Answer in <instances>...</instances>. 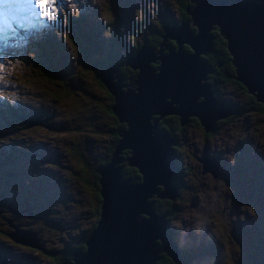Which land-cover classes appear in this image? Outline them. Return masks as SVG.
<instances>
[{
	"label": "rangeland",
	"instance_id": "374dc122",
	"mask_svg": "<svg viewBox=\"0 0 264 264\" xmlns=\"http://www.w3.org/2000/svg\"><path fill=\"white\" fill-rule=\"evenodd\" d=\"M10 3L11 0H0V64L5 65V71L0 73V132L5 131L0 134V151L11 154L8 162L0 166L3 170L0 185L11 205L22 200V213L32 212L31 217L41 219L46 225L53 226L55 221L46 217L47 213L65 216L57 220L56 233L49 234L44 229L45 234L38 236L42 245L47 242V247L58 250L62 234L66 239H75L87 227V207L92 203V190L79 179L78 160L67 151L66 143L72 137L88 165L94 163L101 159L108 144L112 123L104 110L105 95L89 74L93 69L86 60L78 59L71 36L80 33V43L94 58L120 59L132 52L133 43L139 44L152 31H157L162 21L177 23L179 13L173 0H59L57 18L48 20L39 15L32 0V6L15 13L13 19ZM33 11L37 14L33 15ZM187 22L192 30L193 26ZM93 36L95 44L91 40ZM42 50L58 58L63 77L84 73L82 77L88 81L92 95L88 97L85 91L77 90L78 101L76 94L52 99L36 72V66L43 62ZM206 73L204 81L213 88ZM65 115L69 125L79 130L77 133L57 129L59 123L64 124ZM243 117H225L228 127L219 123L218 131L209 137L198 126H186L177 135L175 144L179 147L173 155L180 169L184 164L187 167L174 177L169 176L176 191L171 198L174 215L168 226L184 249L181 254L175 250L174 262L163 249L157 248L159 257L154 264H253L255 249L250 239L259 233L264 241V110L251 111ZM59 142L72 183L65 174ZM212 157L225 161L220 163L222 173L210 177L206 171L201 172L204 169H200L198 159ZM254 173L262 190L247 195V190L250 192L255 186ZM245 175L249 176V182L243 184L239 178L242 180ZM76 184L85 187L79 190ZM38 219L29 223L39 222ZM21 222L27 221L21 219ZM18 232L10 229L7 235ZM15 237L18 239L19 235ZM27 247L20 246L22 252L14 251L23 257L38 255ZM53 254L57 257L60 252ZM34 261L50 264L39 257Z\"/></svg>",
	"mask_w": 264,
	"mask_h": 264
},
{
	"label": "water",
	"instance_id": "95a60500",
	"mask_svg": "<svg viewBox=\"0 0 264 264\" xmlns=\"http://www.w3.org/2000/svg\"><path fill=\"white\" fill-rule=\"evenodd\" d=\"M188 1L192 5L184 10L194 32L187 22L162 23L155 48L144 42L125 57L123 65L134 69L127 85L112 64L98 70V81L112 95L110 111L125 123V129H117L119 138L97 172L101 200L96 223L83 240V249L72 250L69 260L60 264H154L159 257L155 239L171 260H177L176 242L165 229L164 214L152 210L155 198L175 195V183L169 176L179 171L171 148L176 139L156 124L164 114L176 115L178 125L187 116H195L203 130L210 131L214 120L234 111L232 102L214 99L204 81L210 68L199 54L210 47L207 32L212 26L224 41L234 68L232 77L264 109V0ZM165 39L174 42V49L163 52ZM182 44L191 51L182 52ZM198 96L201 101H196ZM122 148L128 152L125 164L137 170V182L120 180L121 165L114 163L121 160L118 152ZM198 160L204 169L216 165L213 158ZM11 227L21 231L18 239V235L10 236L12 241L41 247L35 232Z\"/></svg>",
	"mask_w": 264,
	"mask_h": 264
},
{
	"label": "trees",
	"instance_id": "16d2710c",
	"mask_svg": "<svg viewBox=\"0 0 264 264\" xmlns=\"http://www.w3.org/2000/svg\"><path fill=\"white\" fill-rule=\"evenodd\" d=\"M174 3V8L178 11L179 16L177 23L171 22V20H165L162 21V23H167L169 25H177L181 22H187L189 20V16L187 13H185L184 8L186 7L189 9L192 5L191 2L188 0H173ZM161 24L158 26L157 31H152L149 35L148 38L143 39L140 41L139 44L141 43H147L149 46L152 48H155L159 39H160V34H161ZM188 26V22H187ZM189 28V26H188ZM192 28V32H194V27ZM80 33L75 34L71 39L73 45H74V51L77 56H79V60L84 59L89 63V68L93 69L91 74L93 80L98 84L99 87H101L102 92L104 93V98H106V102L104 103V110L106 113H109L112 119V123L109 125L110 131H109V141H106V146L103 150V154L101 159L98 161H95L94 163H91L88 165V161L86 160V156L79 154L78 148L75 146V142L72 140V137L69 138L68 142L66 143L67 145V151L74 155L79 163V174L78 177L79 179L87 185L89 189L92 190V203L87 207V227L82 230L75 239H66V235L62 234V243L60 247H58V250L55 248H49L47 247V242L46 243H41L40 240V246L39 248H34L30 247L32 251L36 255V257H39L41 260L45 259L46 262H50V264H60L62 261L69 260V254L72 252V250H76V248L83 249V240L89 233V231L94 227L96 220L99 215V203L101 200V197L98 193V183H97V171L100 169L108 160V156L111 153L113 149V145L116 142V139L119 138L117 135L116 131L117 129H125V123L122 121H117L116 116L110 111V106L112 105V95L105 89V87L98 81L97 78V73L98 70L102 69L105 67V64H112L114 68L116 69V73L121 76V81L122 83L126 81H130L134 74V69H130L129 67L123 65V58L117 59L115 57H109V59L106 58H94L92 55V52L88 49H86V46L81 44L78 36ZM83 35V34H82ZM207 35L210 40V47L208 49L207 53H203L202 55H199L200 60H202V63L210 68L212 70V73H210L211 78L210 80L212 82H217V84L221 83L223 84H228L231 85V89L233 90L231 102L234 104L235 109L233 112L236 114L243 113L248 114L251 111H263L262 105L254 100V97L252 94L246 92L244 86L235 80L232 76L234 75V68L232 64L230 63V57L229 54L226 50V47L224 45V41L222 37L217 33V30L214 26L211 27V29L208 30ZM70 37V38H71ZM88 37V35L85 36V38ZM92 43L95 44L96 38L93 36L91 38ZM137 43H133V50L132 52L139 46ZM165 45L162 46L163 52H166L169 49H174V42L169 39H165ZM165 47V48H164ZM96 50L95 47H91ZM181 50L184 53H189L191 50L188 48L187 45L183 44L181 46ZM131 52V53H132ZM130 53V54H131ZM128 54V55H130ZM127 55V56H128ZM41 56L43 58V62L39 65L36 66V72L39 74L42 83L46 88H47V94L51 96L52 99H63L71 94H76V99L75 101L79 100L78 95L79 91L84 92L88 97L92 95V93L88 90V81H86L82 75H76L70 74L67 78L63 77V75L60 73L59 66H60V61L58 58L53 57L51 54L47 53L46 51L42 50L41 51ZM89 56V57H88ZM93 58H92V57ZM76 57V56H75ZM56 61V62H55ZM156 64V62H155ZM155 64H151V66H154ZM218 64V65H217ZM74 68L71 70L73 71ZM223 72V75H217V72ZM208 73V72H207ZM206 73V74H207ZM54 74L56 76H54ZM23 79L27 81L28 79L23 76ZM63 78V79H61ZM66 83V84H65ZM123 89V87H122ZM87 92V93H86ZM218 98L223 99L220 95H218ZM243 115H240L239 118L242 119ZM65 120L64 124L59 123L57 126L58 130H70L72 134L75 132L77 133L79 130L77 128H74L73 125H69V120L67 119L68 117L65 115ZM188 117V116H187ZM25 118V117H24ZM177 116L174 114H167V115H162L157 119V127L160 129H163L164 131L172 134L175 139H177V135H181V133L186 129V126H197L199 124L198 119L195 116H191L189 118H186L185 122L183 124L178 125L177 121ZM27 122V121H26ZM197 124V125H196ZM199 129L201 126L198 125ZM215 127V124H212V128ZM5 132V131H2ZM0 132V134L2 133ZM203 134L208 136L212 133L213 131H203ZM59 147L60 150L62 151L63 154V164L65 165V174L68 176L70 179L71 183L73 182L72 176L70 172L68 171L66 164H65V155L63 153L62 149V142H59ZM178 143L174 144L171 146L172 151H176L178 148ZM11 154H8L7 152L0 151V166L2 164H5V162H8V159ZM127 155V150L121 149L118 152V156L121 158L119 161V164L121 165L120 168V180L124 182H137L139 180V175L137 173V170L133 166H129L125 164L124 157ZM174 156V155H173ZM176 160V159H175ZM177 162V165L179 167V162ZM182 169H186V165H181ZM182 169L179 167V171H172L171 173V178L174 177L175 175L179 174L180 171L182 172ZM3 171V170H0ZM5 173H10V170H4ZM253 179L255 180V186H253L252 190L248 192L247 190V195L251 194H257L261 192L262 186L260 180H258L257 173H254ZM249 176L245 175V178L240 180L239 182H242L243 184L245 183L244 181L249 182ZM75 179V176H74ZM248 185V183H247ZM244 186V187H247ZM78 189L80 190L81 188H84L85 186L83 185H77ZM176 191V188H175ZM4 187L3 185H0V263H7V262H17L18 264H35L34 259L36 258L35 256H29L26 255L23 257V255H18L14 251L15 249H18L21 251L20 246H24L26 249H28L27 246L23 244H19L17 242H11L10 236L7 235L9 233V230L12 229L11 226L15 225V227L20 228V229H28L29 231L35 232L36 236L38 237L39 235L45 234L44 229L48 230L49 234H54L56 232L55 225H58L57 220H63L65 219L64 215H58V214H52L49 213V215H45L46 217H49V219H55L53 226L51 225H46L44 222H42L41 219L38 218H33L30 215L32 212H26V214L22 213L23 208H21L18 204L17 205H11L9 201L4 197ZM176 197L174 198V200ZM42 201L41 199H39ZM173 199H168V198H155L152 204V210L155 214L159 215L163 213V221L165 224V229L167 230V233L169 234L170 238L176 242V247L179 250L180 254L183 252V247L182 245L173 237L172 231L169 229L168 223H171L174 215V209H173ZM16 207L18 210L16 211L14 209ZM45 217V218H46ZM21 219L26 220L27 222L22 223ZM39 222H30V220H37ZM34 223V224H33ZM72 229V228H71ZM40 231V234L38 233ZM48 234V235H49ZM39 236V237H40ZM51 238H48V240ZM251 247L254 250L255 253V259L253 261V264H264V241L259 236V233L257 235H254L251 237ZM253 241V243H252ZM159 247H158V245ZM155 247L156 248H161V242L160 240L156 239L155 240ZM183 248V249H182ZM11 249H13L11 251ZM22 252V251H21ZM54 252H60L59 256L55 257L53 254ZM170 261V260H169ZM182 261V259H181ZM171 262V261H170Z\"/></svg>",
	"mask_w": 264,
	"mask_h": 264
},
{
	"label": "snow or ice",
	"instance_id": "6c2138e0",
	"mask_svg": "<svg viewBox=\"0 0 264 264\" xmlns=\"http://www.w3.org/2000/svg\"><path fill=\"white\" fill-rule=\"evenodd\" d=\"M32 6V0H11L9 9L13 14V19H16L15 13L22 12L26 8ZM35 9L39 10V15L48 20H55L58 14L59 0H34ZM33 15L37 13L33 11ZM19 23V21H17ZM10 63V62H9ZM5 71V65L0 64V73ZM2 79V77H0Z\"/></svg>",
	"mask_w": 264,
	"mask_h": 264
},
{
	"label": "flooded vegetation",
	"instance_id": "af4514ba",
	"mask_svg": "<svg viewBox=\"0 0 264 264\" xmlns=\"http://www.w3.org/2000/svg\"><path fill=\"white\" fill-rule=\"evenodd\" d=\"M218 65V64H217ZM217 72V71H216ZM210 73H212V70L210 69V71L206 74V76H207V79H208V82L209 83H211L210 85H211V87H213V88H210V90H211V95H212V97L214 98V99H216V100H221V101H226V102H231V98H232V94H234L233 93V90L231 89V85H228V84H223V83H221V81H220V84L218 85L217 84V82H212L211 80H210V78H211V75H210ZM217 75H223V72L221 71V72H217ZM218 95H220L223 99H221V98H218ZM201 99V96H198L197 97V100H200ZM234 115H236L237 117H239L240 115H243V113L241 112V113H239V114H236L235 112H231V114L230 115H228V116H226V117H231V116H234ZM189 117H191V116H188L187 118H189ZM224 118L225 117H220V118H217L216 120H214L213 121V125L215 124V127H213V129H212V131L214 132V133H216L218 130V124L219 123H222V124H224L225 125V127H228L226 124H225V120H224ZM244 118V117H243ZM197 125V124H196ZM198 125H200V124H198ZM197 125V126H198ZM201 127L200 128H202V130H203V127H202V125H200ZM204 131V130H203ZM214 133H212V134H210L209 136H212ZM203 147V146H202ZM214 160H215V162L216 163H219V165H220V163L222 162V161H225L224 159H215V157H212ZM177 161V160H176ZM158 245V244H157ZM158 247H159V245H158Z\"/></svg>",
	"mask_w": 264,
	"mask_h": 264
},
{
	"label": "bare ground",
	"instance_id": "6f19581e",
	"mask_svg": "<svg viewBox=\"0 0 264 264\" xmlns=\"http://www.w3.org/2000/svg\"><path fill=\"white\" fill-rule=\"evenodd\" d=\"M200 169H204V168L200 167ZM205 171L210 175V177L215 176V173L216 174L222 173L219 163H216V165L211 167L210 169L201 170V172H205Z\"/></svg>",
	"mask_w": 264,
	"mask_h": 264
},
{
	"label": "clouds",
	"instance_id": "9594fccd",
	"mask_svg": "<svg viewBox=\"0 0 264 264\" xmlns=\"http://www.w3.org/2000/svg\"><path fill=\"white\" fill-rule=\"evenodd\" d=\"M22 203H23V201L20 200L19 203H18V205L21 206ZM21 208H22V207H21ZM14 209L18 210L16 207H15ZM18 211H19V210H18Z\"/></svg>",
	"mask_w": 264,
	"mask_h": 264
}]
</instances>
